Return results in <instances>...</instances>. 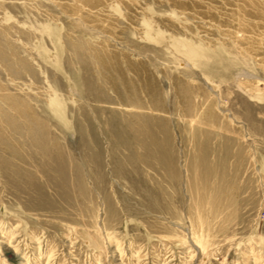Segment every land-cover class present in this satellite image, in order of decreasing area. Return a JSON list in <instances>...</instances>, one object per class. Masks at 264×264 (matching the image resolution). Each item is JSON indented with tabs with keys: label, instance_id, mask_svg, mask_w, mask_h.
I'll return each instance as SVG.
<instances>
[{
	"label": "rangeland",
	"instance_id": "1",
	"mask_svg": "<svg viewBox=\"0 0 264 264\" xmlns=\"http://www.w3.org/2000/svg\"><path fill=\"white\" fill-rule=\"evenodd\" d=\"M0 264H264V0H0Z\"/></svg>",
	"mask_w": 264,
	"mask_h": 264
}]
</instances>
